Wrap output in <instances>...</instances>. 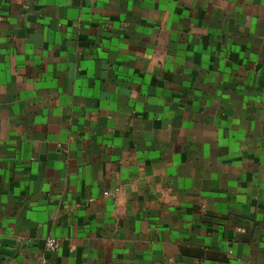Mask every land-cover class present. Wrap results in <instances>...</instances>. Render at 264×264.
Here are the masks:
<instances>
[{
  "label": "crops",
  "instance_id": "1",
  "mask_svg": "<svg viewBox=\"0 0 264 264\" xmlns=\"http://www.w3.org/2000/svg\"><path fill=\"white\" fill-rule=\"evenodd\" d=\"M0 264H264V0H0Z\"/></svg>",
  "mask_w": 264,
  "mask_h": 264
},
{
  "label": "built area",
  "instance_id": "2",
  "mask_svg": "<svg viewBox=\"0 0 264 264\" xmlns=\"http://www.w3.org/2000/svg\"><path fill=\"white\" fill-rule=\"evenodd\" d=\"M108 195L109 193H105V196H108ZM59 247H60L59 242L54 238H49L46 242V249L49 252H52V253L57 252Z\"/></svg>",
  "mask_w": 264,
  "mask_h": 264
}]
</instances>
